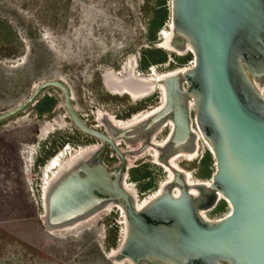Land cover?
Masks as SVG:
<instances>
[{
  "label": "rangeland",
  "instance_id": "obj_1",
  "mask_svg": "<svg viewBox=\"0 0 264 264\" xmlns=\"http://www.w3.org/2000/svg\"><path fill=\"white\" fill-rule=\"evenodd\" d=\"M170 22L171 0H0V115L49 80L64 81L81 118L101 130L105 116L125 121L158 106L163 100L160 90L134 100L111 93L105 81L113 73L125 76L135 57L142 79L153 68L166 74L192 67L190 51L179 54L161 44L164 32L171 33ZM63 101L62 91L50 88L36 104L0 122V264H132L113 255L126 233L117 207L102 208L61 228L50 230L45 224L43 188L50 163L62 154L63 165L80 149L103 145L75 127ZM191 116L194 119V110ZM157 130L147 131L140 142L155 131L154 138L165 141L170 128ZM193 130L198 131L195 125ZM199 150L195 160L181 157L177 163L196 180L211 181L214 156L203 140ZM166 151L157 150L161 159ZM150 154L154 152L148 148L130 153L129 183L139 193V203L153 196L168 176ZM101 160L110 169L120 164L109 147ZM201 210L210 220L231 212L225 199Z\"/></svg>",
  "mask_w": 264,
  "mask_h": 264
},
{
  "label": "water",
  "instance_id": "obj_2",
  "mask_svg": "<svg viewBox=\"0 0 264 264\" xmlns=\"http://www.w3.org/2000/svg\"><path fill=\"white\" fill-rule=\"evenodd\" d=\"M171 20L175 36L191 45L194 65L163 79L165 105L150 120L126 127L105 116V129L98 130L77 112L69 86L49 80L1 114L0 122L57 88L75 127L104 144L79 155L75 168L50 190L47 206L43 203L48 229L73 225L115 203L127 220L116 255L120 259L135 264H264V95L256 85L259 80L264 87V0H171ZM169 118L174 129L157 150H167L160 160L175 172V181H167L165 191L139 209L123 185L128 171L121 145L137 146L147 131ZM194 125L209 142L216 168L211 185L200 187L201 198L189 191L188 181L169 160L179 151H195ZM152 135L130 153L147 149ZM109 146L121 159L113 169L101 160ZM176 185L179 195L174 194ZM218 194L232 209L224 218L210 220L199 207H212Z\"/></svg>",
  "mask_w": 264,
  "mask_h": 264
},
{
  "label": "bare ground",
  "instance_id": "obj_3",
  "mask_svg": "<svg viewBox=\"0 0 264 264\" xmlns=\"http://www.w3.org/2000/svg\"><path fill=\"white\" fill-rule=\"evenodd\" d=\"M170 28H171V33L164 32L165 38L161 42L162 46L164 48H166L168 51L176 52V53H179V54H185L188 51H190L192 53L193 49H192L191 45L189 43H187V42H184L183 40H179L175 36L174 30H173L172 20L170 22ZM187 69H188L187 67H184V68H180V69H175V70L169 71L166 74H159L155 70V68H153V71L150 74V76L147 79L144 78L145 81H148V84H147L146 82H143L142 78H140L141 75L137 71L136 57L133 58L132 62L129 63V66L126 68V71H125L126 75L125 76L119 77V76H117V75H115L113 73V74L109 75L108 79H106L105 85L107 86L109 91L111 93L118 94V95L127 94L134 100H142V99H145L147 97H150L156 90H160L162 92V94H163V100L158 106L153 107L150 110L143 111V112H141L138 115H134L129 120L119 121L116 118L111 116L113 121L117 125L129 127V126L136 125V124H138L140 122H143V121H146V120H150L157 113H159L163 109V107L165 105L166 90H165V87H164V85L162 83L163 79H165L166 77L175 75V73H177L179 71H181V72L183 71L184 72ZM133 81L137 82V85L132 86L131 83ZM256 85H257L258 89L261 92L264 91V87L263 88L261 87V85L259 83V80L256 81ZM191 106H192V104H191ZM99 118H101V117H99ZM164 127H169L170 131L171 132L173 131L174 124H173V122H172V120L170 118L165 120L163 122V124L160 125V127L158 128L157 131L159 132ZM198 131H196L197 133H194V134L197 136L196 140L199 141V145H198L199 149H200V141L201 140L207 142L208 146H210L209 142L206 140V138L203 136V134L200 131L199 132ZM156 133L157 132L155 131L154 135H152L150 137V142L152 144L148 147V149L154 152V154H150V156H152V158L154 159V162L156 164H159L168 173L167 179L161 183V185L159 187V190H157L153 196H151L150 198L145 200L143 203H139V200H138V194L139 193L132 186V184L129 183V176L126 175L124 180H123L124 187L132 194V196L134 198V201L137 204V207L139 209H141V207H143L144 205L149 203V201H151L152 199H154L158 195H161L163 193V191H165V189L167 188V181H170V180L175 181V177H176L175 172L171 168H169L167 165H165V163H163V161L160 160L159 153L157 152V146L158 145L162 146L167 141V139L169 138L170 135L167 137L165 142L164 141L163 142H158L157 139L154 138L156 136ZM99 140H101V139H99ZM195 144H196V149H195V151L193 153H188L186 151H179L177 153V155L172 156L171 158H169V160L171 162V165H173V167L175 169H177V171L182 173L183 176L185 177V179L188 181V183H189V191L193 195H195L196 197L197 196L199 197V194L202 193L200 191V187L201 186L209 187L211 185V183H212V180L211 181L196 180L194 178V176H193L191 171L185 170L184 168H182L177 163L178 159L181 158V157L184 158L186 161H193V160H195L197 158V156H199L198 154H199L200 150L197 148V141L195 142ZM103 145L101 147H104ZM127 145H131V146H129V149L134 150V145H132L130 143H126V146ZM142 145H143L142 142H139L137 148L142 146ZM101 147L98 146V147H95L94 149H90V150L80 149L79 153H76L77 155L75 154L76 156L73 155L63 165L60 164L61 157H63L62 154H60L58 157H56L53 160L52 163H50V168L46 169L45 178L47 179V181L45 182V185H44V188H43V193H44L43 199H44V203H45L46 206H47V197H48V194H49L50 190L52 189V187L55 185V183L58 180H60L63 176H65L67 173H69L70 171H72L75 168V165H76L75 159H77V157H79V155H83V153H87L88 151H97L98 149H101ZM109 148L112 149V147H110V146H109ZM210 148H211V146H210ZM67 150H68V148H67ZM112 150H114V149H112ZM125 155H126V152H125ZM126 156H127V168L131 169V168H133V159L130 157V152L127 153ZM120 161H121V159H120ZM52 170H54L53 175H52L51 178H49L48 173H52ZM180 192H181V187L176 185V187L174 188V194L175 195H179ZM218 197H219V199H224V197L221 194H218ZM199 198H201V197H199ZM112 207H117L118 209H120V207H118L115 203H110L106 207H102V208L109 209V208H112ZM199 209H200V213L203 215L204 212L201 210L202 208L199 207ZM120 210L122 211V214L124 216L125 225H126V231H127V220H126L125 214L123 213L124 211L122 209H120ZM125 236H126V233H125ZM123 242H124V240H123ZM123 242H122L121 246L117 249L118 251L116 250V252L113 255H117L118 254V252L120 251V248L123 245ZM124 261H130L132 264H135L133 261H131L128 258H122L121 262H124Z\"/></svg>",
  "mask_w": 264,
  "mask_h": 264
},
{
  "label": "flooded vegetation",
  "instance_id": "obj_4",
  "mask_svg": "<svg viewBox=\"0 0 264 264\" xmlns=\"http://www.w3.org/2000/svg\"><path fill=\"white\" fill-rule=\"evenodd\" d=\"M128 120H129V119H128ZM94 127H96L98 130H101V129H99L98 126H94ZM101 131H104V129L101 130ZM170 134H171V131H170ZM170 134H169V135H170ZM123 144L126 146V143H123ZM142 144H143V143H142ZM121 146H122V145H121ZM129 146H131V145H127V146H126L127 149L124 150V151L126 152V155H127V153H129V152H133V151H136L137 149H140V147H141V146H140V147L137 148V146H138V145H137V146H134V150H131V149H129ZM96 147H97V146H96ZM99 147H101V146H99ZM94 148H95V147H94ZM121 148H122V147H121ZM136 148H137V149H136ZM122 149H123V148H122ZM114 152H115V151H114ZM115 153H116V152H115ZM116 154H117V153H116ZM166 155H167V152L165 153V156H166ZM117 156H118V155H117ZM165 156H164V157H165ZM118 158H120V157L118 156ZM120 162H121V161H120ZM131 169H132V168H131ZM129 170H130V169L127 168V171H128V172H129ZM127 175H129V174H127Z\"/></svg>",
  "mask_w": 264,
  "mask_h": 264
},
{
  "label": "trees",
  "instance_id": "obj_5",
  "mask_svg": "<svg viewBox=\"0 0 264 264\" xmlns=\"http://www.w3.org/2000/svg\"><path fill=\"white\" fill-rule=\"evenodd\" d=\"M153 54V53H152ZM147 53L144 54V57L146 58Z\"/></svg>",
  "mask_w": 264,
  "mask_h": 264
},
{
  "label": "built area",
  "instance_id": "obj_6",
  "mask_svg": "<svg viewBox=\"0 0 264 264\" xmlns=\"http://www.w3.org/2000/svg\"><path fill=\"white\" fill-rule=\"evenodd\" d=\"M194 64V61L191 63V65H193Z\"/></svg>",
  "mask_w": 264,
  "mask_h": 264
}]
</instances>
